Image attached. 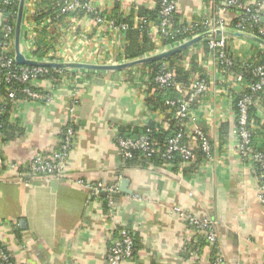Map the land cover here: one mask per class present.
Listing matches in <instances>:
<instances>
[{"label":"crops","instance_id":"0c3cea01","mask_svg":"<svg viewBox=\"0 0 264 264\" xmlns=\"http://www.w3.org/2000/svg\"><path fill=\"white\" fill-rule=\"evenodd\" d=\"M37 1L27 0L23 26ZM93 1L102 13L120 20L133 15L135 22L143 19L138 16L141 9L155 10L161 2ZM242 2L249 7L258 3ZM262 11L264 5L261 16ZM175 16L183 25L206 19L223 22L237 63L264 49L231 34L252 33L232 24L237 12L223 1L179 0ZM2 22L0 13V26ZM39 40L49 52H65L78 62L129 61L124 58L126 29H111L91 16L54 22ZM202 42L189 51L199 61L194 79H204L207 89L191 104L186 140L195 145L193 131H204L211 143L209 157L197 144L195 150L200 148L205 156L180 158L178 163L129 165L122 157L120 136L162 120L146 103L150 76L141 64L115 71L64 69L61 80L36 83L51 100L21 98L12 103L6 136L0 139V241L17 264H109L108 250L119 228L127 229L135 243L133 256L121 264H208L218 256L222 264H264L261 176L256 164L237 151L242 76L224 69L216 52L206 51ZM254 102L259 117L255 144L264 150V93ZM70 126L74 145L63 174L43 177L27 170L34 155L59 147ZM12 163L21 166V177ZM79 180L119 186L108 211L100 198L107 194L93 197ZM183 211L216 221L217 243L204 242L203 233L185 220Z\"/></svg>","mask_w":264,"mask_h":264},{"label":"built area","instance_id":"2783aa9c","mask_svg":"<svg viewBox=\"0 0 264 264\" xmlns=\"http://www.w3.org/2000/svg\"><path fill=\"white\" fill-rule=\"evenodd\" d=\"M63 1L62 12H78L83 11L84 15L91 16L95 22L101 23L111 29L122 28L126 29L127 25L124 23H117L115 19L111 17V14L102 13L95 5L93 0L81 1V0H59ZM179 0H161L160 7V23L158 25H151L149 28L150 34L154 41L160 40L161 37L166 38L174 35L175 33L190 32L197 35L208 31L224 30V24L221 21L213 23L210 19H206L201 23H190L183 25L178 24V27H174L173 17L177 10V3ZM226 6L240 11L237 13L239 18L236 23V27L240 31H246L247 25H257L261 22L260 8L264 5V0H258V6L252 8L244 5L241 0H222ZM223 11V9H222ZM23 26L22 36L24 40H21V44L25 49V53L29 58H33L39 61H56V62H78L72 60L65 52H49L50 56L54 59H41L29 55L31 49H34V40L38 35V29L36 23L28 20ZM15 32V27L7 25L5 32V41L2 42V52L0 54V84L17 82L22 85V93L28 99L51 100L52 95L37 88L38 82L47 80L52 83L53 80L45 78L50 74L51 70L63 71L64 69H56L45 66H29L20 65L15 59V45L14 38H11V33ZM259 31L264 33V27H260ZM26 33V34H25ZM208 45L211 51H215L217 59L220 64H226L228 66L233 65V57L228 47V39L225 35H220L214 38L208 39ZM167 48H161L150 55L158 53ZM83 63H90L83 61ZM93 64H107L102 62H95ZM247 65V64H246ZM252 72L256 76L257 81L250 85V93L245 92L244 89L240 91L237 101L238 106V118H237V151L242 159L252 163L256 166L260 165L261 170V185L259 187L258 199L264 205V150L259 149L256 144L253 143V133L249 123V107L253 102L254 95L259 91H264V65L252 66ZM175 71L170 69L167 65H164L162 70L157 74L155 81L161 87L163 86H176V89L183 92L185 89V96L178 101L169 100L170 105L176 106L175 119L177 121V130H174L172 135L166 141V149L162 156L164 158H171L173 155L178 154L183 160H192L195 157V145L199 146L203 152L209 157L211 155V143L204 131L196 128L193 131V143L192 145L186 140V123L190 116L191 104L207 89V82L204 79H197L189 88H182L175 82ZM9 97L11 99L16 98V91H9ZM18 101V100H15ZM13 101V102H15ZM1 127V124H0ZM1 135V132H0ZM118 147L121 155L124 159L133 157V152L141 150L145 152L147 156H151L156 149L154 143L150 141L148 135H142L140 137H125L120 136L117 140ZM74 145V128L68 127L62 137L60 145L57 149L51 153H39L34 155L30 161H28L27 168L35 175L43 177L60 176L65 170V165L69 158V154ZM4 164V159L0 155V165ZM11 166L17 170L16 175L21 177L23 170L20 165L12 163ZM90 192L93 197L100 196L101 193H106L109 197L108 205H112V196L118 193L119 186L104 185L101 182H83L79 180ZM111 208V207H110ZM181 215L201 233L206 234L207 240L215 244L218 241V231L216 221L198 217L192 213L186 211L181 212ZM135 251L134 239L125 228H119L112 245L109 247L107 258L109 264H121L122 261L132 257ZM222 257L218 256L208 264H222ZM0 264H17L10 256L5 246L0 241Z\"/></svg>","mask_w":264,"mask_h":264},{"label":"trees","instance_id":"16d2710c","mask_svg":"<svg viewBox=\"0 0 264 264\" xmlns=\"http://www.w3.org/2000/svg\"><path fill=\"white\" fill-rule=\"evenodd\" d=\"M83 2L89 0H81ZM217 2L222 0H216ZM258 1V0H257ZM242 2V0H241ZM243 3V2H242ZM64 5L63 1L59 0H38L35 6L34 14L28 18V20L36 23L38 29V35L34 40V49H31L29 55L41 59H54L50 56L49 51L47 50V46H44L40 40L39 36L45 30H48L49 27L52 26L54 22H59V20H64L70 16L81 17L84 15L83 11L78 12H62V7ZM258 6V3L256 4ZM255 6V7H256ZM160 7L159 6L155 10L141 9L138 13L140 18H143L141 21L134 20V16L124 17L121 20L116 19L114 16L111 17L116 20L117 23H124L127 25L126 28V46L124 49V58L127 60H135L143 57L149 56L151 53L161 49V48H170L176 44H180L182 42L191 39L196 34L190 32L180 31L179 33H175L172 36L163 38L160 40L154 41L153 37L150 34L149 28L151 25H158L160 23ZM254 8V7H252ZM19 11V0H0V13L3 16V22L0 26V54L2 52V42L5 41V32L7 25L15 27L16 19ZM241 11V10H240ZM236 11L237 13L240 12ZM137 16V15H136ZM238 16L232 20V24L235 25L238 22ZM174 27H178L177 17L174 15L173 17ZM260 27H264V24L259 22L257 25H247L246 31L255 34L256 36L264 39V33L259 31ZM26 34V33H25ZM11 38H14V30L11 33ZM24 38V37H23ZM21 38V40H24ZM208 39L204 40L202 44L206 51L210 50L208 45ZM23 51L25 52L24 47L21 44ZM189 47L183 49L164 60H157L152 62H147L141 64L144 67L148 68V73L150 76V84H149V92L146 97V103L153 109L154 112L161 116L162 120L159 121H149L145 126L138 127L133 132L123 134L125 137H140L142 135H148L150 141L154 143V148L156 151L151 155L147 156L145 152L141 150H136L133 152V157L129 159H125V161L131 165L135 162L141 163L143 165L151 163H155L156 165L165 164L167 162L178 163L182 159L178 154L173 155L171 158H164L162 156L163 152L166 149V141L172 135L174 130H177L176 127V119H175V110L176 106L170 105L168 103L169 100L178 101L183 97L182 92L176 89V86L168 85L161 87L158 83H156L155 78L157 74L162 70L164 65H167L170 69L175 71V82L180 85L182 88H189L190 85L196 81L194 79L195 71L197 69L199 61L196 60V55H192L189 51ZM233 57V56H232ZM246 64L248 65L246 67ZM224 69L228 70H236L237 74L242 76L241 80L244 84V91L250 93V85L257 81L256 76L252 72V66L264 65V49H259L255 52L246 63H242L241 61L237 63L233 59V65L228 66L226 64H221ZM67 71H56L50 69V74L45 78L53 80V82H57L61 80L64 76H66ZM22 85L13 82L12 83H1L0 84V95L2 97V101L0 102V139H3L6 136L7 125L9 124V110L12 106L13 101L19 100L21 98H26L22 93ZM153 89V90H152ZM16 91V98L11 99L9 97V91ZM264 91H259L254 95V100L250 104L249 107V123L253 133V143L256 141V129H258V115L257 109L258 106L255 104V99L257 96L263 94ZM239 96H237V99ZM236 99V101H237ZM164 124H167L165 126ZM201 149L198 148L194 150L195 155L203 158L205 156ZM181 158V159H180ZM259 174L261 175L260 165H257ZM28 170V169H27ZM261 180V178H260ZM103 199L105 209L108 211V199L107 196H100ZM202 239L204 242H207L206 234H203ZM216 246V245H215ZM217 252V248H214L213 253ZM133 256V255H132ZM216 258V257H215ZM214 258V259H215ZM213 259V260H214Z\"/></svg>","mask_w":264,"mask_h":264},{"label":"water","instance_id":"95a60500","mask_svg":"<svg viewBox=\"0 0 264 264\" xmlns=\"http://www.w3.org/2000/svg\"><path fill=\"white\" fill-rule=\"evenodd\" d=\"M27 0H19V11L15 24V32H14V45H15V59L16 62L20 65H29V66H45L56 69H84V70H92V71H115L121 70L125 68L132 67L134 65L143 64L147 62L164 60L169 56L186 49L192 45L200 43L206 39L214 38L220 35H227L228 32L225 30H216V31H208L202 33L200 35L194 36L191 39H188L185 42L180 44H176L170 48L162 50L153 55H149L147 57H143L140 59L129 60L123 63L117 64H93V63H83V62H56V61H39L33 58H29L26 53L23 51L21 47V36L23 30V17L24 11L26 8ZM261 22L264 24V11H262ZM236 36L246 37L253 41H256L260 44L264 45V39L246 32H235L231 33Z\"/></svg>","mask_w":264,"mask_h":264}]
</instances>
